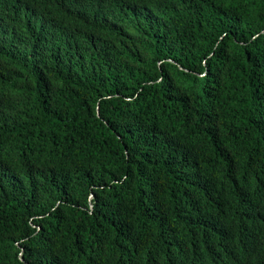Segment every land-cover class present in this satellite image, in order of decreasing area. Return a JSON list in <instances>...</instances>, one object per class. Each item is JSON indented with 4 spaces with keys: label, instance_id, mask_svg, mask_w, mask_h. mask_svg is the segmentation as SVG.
Here are the masks:
<instances>
[{
    "label": "trees",
    "instance_id": "obj_1",
    "mask_svg": "<svg viewBox=\"0 0 264 264\" xmlns=\"http://www.w3.org/2000/svg\"><path fill=\"white\" fill-rule=\"evenodd\" d=\"M0 264H264V0H0Z\"/></svg>",
    "mask_w": 264,
    "mask_h": 264
}]
</instances>
